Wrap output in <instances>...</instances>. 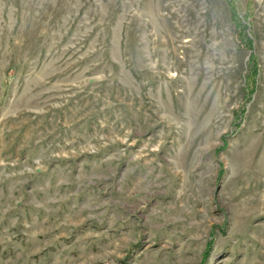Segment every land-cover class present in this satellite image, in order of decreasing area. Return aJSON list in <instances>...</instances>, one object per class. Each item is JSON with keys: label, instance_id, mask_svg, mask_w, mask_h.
I'll list each match as a JSON object with an SVG mask.
<instances>
[{"label": "rangeland", "instance_id": "obj_1", "mask_svg": "<svg viewBox=\"0 0 264 264\" xmlns=\"http://www.w3.org/2000/svg\"><path fill=\"white\" fill-rule=\"evenodd\" d=\"M0 264H264V0H0Z\"/></svg>", "mask_w": 264, "mask_h": 264}, {"label": "trees", "instance_id": "obj_2", "mask_svg": "<svg viewBox=\"0 0 264 264\" xmlns=\"http://www.w3.org/2000/svg\"><path fill=\"white\" fill-rule=\"evenodd\" d=\"M240 24V23H239ZM246 42H248V40L246 39Z\"/></svg>", "mask_w": 264, "mask_h": 264}]
</instances>
